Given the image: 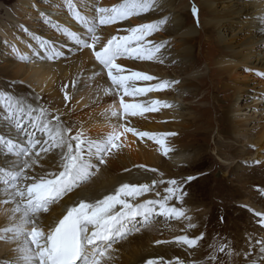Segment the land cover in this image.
I'll use <instances>...</instances> for the list:
<instances>
[{"label": "bare ground", "instance_id": "6f19581e", "mask_svg": "<svg viewBox=\"0 0 264 264\" xmlns=\"http://www.w3.org/2000/svg\"><path fill=\"white\" fill-rule=\"evenodd\" d=\"M18 1L19 3L15 7L3 6L1 9L4 10L6 22L9 21L16 29L24 30L23 33L27 34L26 40L28 41L25 43L14 42L13 55H1L0 57V60L2 59L0 75L4 77L0 79V135L5 140L11 139L14 144L25 142L26 137L16 131L14 122L7 119L10 111H17L20 107L24 109L21 119L27 122L29 130L35 132L37 139L43 138V133L32 128L31 121L36 119L37 123L40 122L42 118L39 110L41 108L45 110L48 119L59 114L63 122L70 124L73 129L70 135L82 132L87 139L101 143L113 132L114 128L122 133L117 140L119 147L107 154L104 164H99L95 157L91 158L92 162L98 165V170L96 167L90 169L92 175L83 182L82 187L67 194L59 202L49 205L48 210L40 214L43 225L62 218L67 206L71 205L73 200L102 198L104 195L114 192L122 183L152 186V191L138 196L135 200L129 198L132 203L161 200L166 195L164 188L168 185L165 183L157 187L152 184L154 179H163L164 181L175 179L187 172L174 171L180 169L179 166L192 168L203 162L202 157L206 155V147L202 145L188 146V150L185 145H180L184 141V138H181L182 132L191 123L190 114H185L184 110L177 112L172 107L174 99L171 102L170 98H166L168 94L174 92L172 85L176 80L164 78V70L174 71L178 65L185 67L190 63L194 43L199 44L201 48L206 45L200 40V35L194 36L197 29L186 27V23L181 17L182 14L176 12L177 7L180 5L183 7L185 4H181L182 0H163V2L155 0L152 5L149 4L147 12L140 11L137 14L136 10H133V14L125 20L107 25L99 24L96 9H110L122 4L131 6L141 2L147 3L150 0H36L37 10H39L38 18L32 20L29 18L34 15L26 14V18L20 19L18 23L14 24L11 21L17 18L16 15L25 8L26 3L31 2V0ZM198 2L200 14H207L205 26L211 32L216 31L219 36L218 42H214L213 38L209 39L214 43L216 50L221 53L218 57L215 56L217 57L215 62L220 72L225 73L224 77L219 78V80L225 81L222 89L225 92L230 91L233 98L232 106L228 107L226 114L219 120V127L223 129L225 126L226 137L229 136L235 141L234 144L237 147L235 146L233 155H245L247 148L253 145L256 147L257 156L264 159V154L260 153L264 152V100H262L264 99V0H198ZM95 3H97L96 9L93 8ZM45 11H47L46 14L51 13L54 16L55 22L44 16ZM77 12L83 20L88 21L87 25L76 19ZM95 15L97 16L96 24H93L92 18L94 19ZM6 22L0 23V34L8 37L10 23ZM150 22L156 24V30L140 43L145 48L152 50L149 53L152 58L133 59L126 54L116 61L125 69L123 74L136 71L154 77L151 81L142 79H135L134 83L132 79L127 81L126 87L133 93L127 96L124 95L123 89H120L117 94L111 93L114 85L108 79L106 70L101 71L100 66L92 57V50L75 45L67 35L70 32L87 35L89 34L88 25L94 27V31L100 34L96 45L99 49L112 36L130 35L131 28ZM34 26L35 28H33ZM224 29L228 30L227 36L222 33ZM211 32L207 35L208 37L213 36ZM244 35L247 37L241 39ZM81 38L91 42L90 38ZM40 39L50 42L47 55H52L53 59L46 58L39 46ZM166 40L168 42L164 43ZM148 41L151 43L149 44ZM131 46L136 47L137 45L133 43ZM56 52H61L62 55L55 56ZM41 56H45V58L41 59ZM26 59L28 60L26 61ZM26 62H29V65ZM249 72H252L250 73L253 75L252 78H250ZM20 79L29 80L28 82L32 86L35 84L37 91L42 90L43 84L51 85L49 88L45 87L43 93V99L46 98L47 101L40 99L39 95L24 85L14 83ZM73 81L75 84L72 83ZM165 81L168 82V86L163 90L140 94L134 92L135 89L150 88L154 84ZM60 82L72 87L69 90L73 92L74 96H72L73 94L68 96L72 97V107L64 104L66 99L57 89ZM133 87L135 89H132ZM227 88L228 90H225ZM243 95L251 96V100L245 104L244 108H241L238 101ZM150 96L155 97L152 102L158 100L168 106L158 107L156 111L138 112L136 116L122 118L119 115L122 113L119 103L121 97L126 103H139L144 107L151 108L152 103L144 104L147 98H151ZM46 103H50L52 108H46ZM171 103L173 104L171 105ZM6 105H11V109ZM246 107H253V114L240 118L242 115L240 113L246 110ZM29 110H31L30 115ZM113 112H117L118 115L113 116ZM258 121L262 122L257 125ZM53 123L55 122L53 121ZM120 125L134 127L137 132L175 133V135L163 137L164 147L169 149L165 154L164 147L161 145L156 144L148 137L124 132L123 128L119 127ZM253 128L258 129L257 134L250 133L249 130H253ZM185 136L195 140L191 135L186 134ZM73 144H75L74 141ZM38 148L39 145H37ZM15 151L14 149L12 152H8L6 145L0 144V264H17L20 260L18 247L22 242L16 239L13 232L6 231L12 227L15 218L20 215L12 211L20 199L19 197H16L15 200L12 199L11 194L15 191L12 185L20 187L23 183L13 179L19 170ZM94 151L95 148H93ZM247 157H245L248 159L247 161L252 158V156ZM243 167L244 165L237 163L230 167L232 173L230 175L234 177L233 180L242 174L240 172L245 170ZM36 168L39 170V164L36 165ZM153 169L155 171H152ZM54 170L49 164L44 165L43 171ZM29 174L34 175L33 172ZM244 177L239 178L236 182L230 178L229 191L240 197L241 200H238L237 203L248 211L252 221L257 225L258 217L254 213H264V194L256 193ZM184 185L187 186V183ZM186 193L182 203H177L175 200L168 202L169 206L182 208L185 217L177 220L174 217L157 215L159 206L154 205L148 226H144L143 217H137L134 223L140 230L136 231L129 226L124 235L116 240L109 252L106 253L108 264H145L149 259L158 262L163 260L164 264H177V261L182 264H197L202 259L203 241L210 239L206 236L208 232L206 226L210 225L208 221L210 211L209 208L202 207L203 204L197 203L198 191L192 189L191 192L187 191ZM189 222L196 227L188 228ZM233 229L241 232L239 234L241 245H230V253L237 254L234 264H248L249 260L253 258L258 262L264 261V256L260 255L261 246L257 243V241H264V227L260 226L259 234L253 230L249 232L251 228L242 222L236 223ZM201 233H203V238L198 240L194 248L176 243L177 236L186 235L192 238L200 236ZM157 241H161V243H157ZM213 253L215 254L214 251Z\"/></svg>", "mask_w": 264, "mask_h": 264}, {"label": "snow or ice", "instance_id": "6c2138e0", "mask_svg": "<svg viewBox=\"0 0 264 264\" xmlns=\"http://www.w3.org/2000/svg\"><path fill=\"white\" fill-rule=\"evenodd\" d=\"M71 7V5H70ZM136 10L147 12L149 5L147 3L133 4L131 6L122 4L112 8H98L96 12L100 25L116 24L118 21L125 20ZM194 18H197L198 9H191ZM76 19L82 21L85 25L88 21L83 20L80 14L76 13ZM94 27H88V33H94ZM156 30V24H140L138 27L131 28L130 35L112 36L99 49L95 35H92L91 42L81 38L75 32L67 33L68 37L81 48L91 49L92 57L100 66L101 71L107 72L111 84L117 86V90L123 89L125 96L133 94L126 87L127 81L131 79H142L151 81L154 79L151 75L133 71L131 75H123L125 71L116 61L119 57L126 54L133 59H151L150 48H145L140 42L145 37L150 36ZM49 41L40 39V48L45 53L47 59L54 57L47 55L49 52ZM135 43L137 46L132 47ZM150 44L151 41H148ZM54 47V45H53ZM39 55V53H37ZM61 52H56L55 56H61ZM45 56H41L44 59ZM168 86V82H162L152 85L150 88L135 89V94L150 91L163 90ZM67 87V86H65ZM38 99V98H37ZM65 99H68L65 94ZM120 108L122 113L119 115L123 118L126 116H136L138 112L156 111L158 107H167L160 101H153L151 108L144 107L139 103H126L121 97ZM11 109V105H6ZM40 122L36 119L31 121L32 128L38 129L43 133V138H35V132L30 131L27 122L21 119V113L24 112L22 107L17 111H10L7 119L14 122L16 131L26 137L23 144H14L11 139L5 140L0 135V144L7 147L8 152L14 149L15 156L18 159V171L13 179L22 181V186L12 187L15 191L11 194L12 199L19 197L13 213L20 215L15 218L11 228L6 229L13 232L17 240L22 243L18 247L20 260L17 264H108L106 253L112 248L118 238L124 235L125 230L131 226L136 231L134 221L137 217H143L144 226H148L149 218L154 211V205L159 206L157 215L174 217L179 220L185 217L182 208L169 206L168 202L175 200L182 203L187 193L184 191V184L190 182L193 178L188 177L186 181L171 179H154L152 184L157 187L163 184L168 186L164 188L166 195L161 200H146L143 203H132L138 196L153 190L148 184H129L122 183L114 192L104 195L102 198L88 200L86 198H77L71 205L67 206L62 218L53 220L47 225H43L40 214L46 212L49 205L59 202L67 194L75 189L82 187L83 182L87 181L92 173L91 168L98 165L92 162L95 157L99 164H104L105 157L113 149L118 148L117 140L122 134L118 129L113 130L105 141L96 143L84 137L82 132L70 135L73 129L70 124L61 120L59 114L53 115L51 119L47 118L45 110H40ZM31 110H29L30 115ZM66 114V113H65ZM117 116V112L112 113ZM53 121L55 123H53ZM42 125V126H41ZM124 132H132L133 135L148 137L156 144L165 146L164 136L175 135V133L154 134L149 132H137L134 127H124ZM73 141L75 144H73ZM37 145L39 148L37 149ZM93 148L95 151L93 152ZM169 151L164 147L165 154ZM58 158V159H57ZM49 164L54 171H43L44 165ZM40 168L37 170L36 165ZM143 167V166H141ZM152 171H155L153 169ZM33 172L34 175L29 173ZM30 181V182H29ZM157 195L159 193L157 192ZM259 220L260 226L264 227V213H254ZM222 219V218H221ZM188 228H194L196 225L189 222ZM46 228V230H45ZM200 236L189 238L186 235H180L175 238L179 245H186L188 248H194ZM161 243V241H157ZM260 244V255L264 256V241H257ZM254 250V249H253ZM220 251H224L221 247ZM214 259V257H210ZM145 264H164L163 260L149 259ZM177 264L182 262L177 261ZM248 264H264V261H257L255 258L249 260Z\"/></svg>", "mask_w": 264, "mask_h": 264}, {"label": "rangeland", "instance_id": "374dc122", "mask_svg": "<svg viewBox=\"0 0 264 264\" xmlns=\"http://www.w3.org/2000/svg\"><path fill=\"white\" fill-rule=\"evenodd\" d=\"M37 1L31 0V2L29 1L28 3H26L25 8L20 13L18 12V14L16 15L17 18H15L11 22L14 24L15 22L18 23L20 19L22 20L26 18V14L34 15L29 19H37L39 14V10H37L36 6ZM161 1L163 2V0ZM154 2L155 0H150V2H147V4L152 5ZM0 3L1 23L6 22V17H4L5 15L3 14L4 10H1L2 7H15L19 3V1L0 0ZM183 3H185L187 6ZM96 4L97 3H95L93 6L94 9H96L97 7L95 6ZM181 4H183V7L185 5V7L183 8L181 7L182 5H180L179 7H177V9L175 8L176 12H178V14H182L181 17L186 23V27H195L197 29L194 36L200 35V40L206 45L202 46L201 48L199 44L194 43L192 56L189 61L190 63L185 65V67H181L180 65H178L176 69H174V71L166 70V72L164 70V78L172 81L176 80L175 84L172 85L174 92L172 94H168L166 98H170V100H172L171 102H173L174 99V105H172L173 103H171V105L177 112L184 110L185 114H190L189 118H191V123L189 124V127L182 132L183 136H181V138H184V141L180 145H185V148L187 147L186 149L188 150L190 146L196 147L202 145L203 147H206L207 150L206 155L202 157L203 162L201 164H197L192 168L179 166L180 169L174 170L176 172L183 173L187 171L186 174L177 176L175 179L186 181L188 177H192L193 179L190 182H186L187 186L184 185V191L191 192L192 189L198 191L197 203L203 204L201 206L206 207L207 209L209 208L208 210L210 211V218H208L210 225L206 226L205 223L206 231H208L206 233V236L210 239L208 241H203L202 247L204 248V251L201 254L202 259L199 260L197 264H234L237 260V254L230 253V245H241V241H239V234L241 232L235 231V229H233V226L238 222H242L251 228L249 232L253 230L256 231L257 234H259V230L261 229L259 220H256L257 225H255L248 211L237 203L238 200H241L240 197L234 195L233 193V195L230 193V180L234 179V177L230 175L232 174L230 172V167L236 163L239 165H244L243 168L245 170L240 172L242 174L244 173V175L241 174L239 177H236L233 182H236L239 178H243L245 176L244 178L250 184L249 186H252L256 193L258 192V194H264V159L257 156L258 153L255 151L256 147L253 145H250L247 148V153L245 155H233L234 149L237 147L236 144H234L235 141L229 136L226 137V132L224 129L225 126L223 129L219 127L220 118H223V116L226 114V110L228 109V107H231L233 103L232 93L230 91L225 92L222 89L225 81L219 80L220 77L225 76V73L220 72L217 63L215 62L216 58L221 53L216 50L214 43L209 39L213 38L214 42H218L219 36H217L216 31L211 32V30L205 26V22L207 21V14H200L198 0H182ZM193 7H196L198 9V24L197 18H194L191 12V9ZM46 13L47 11H45L44 16H46L48 20L50 19V21L55 22L54 16L51 13H49L50 15ZM164 13L166 14V12ZM95 19H97L96 15L94 19L92 18V21H94L93 24H96ZM6 23L10 22L7 21ZM9 28V32L7 33V35H9L8 37L0 34V57L1 55H13L12 48L14 42L18 41V43H25L28 41L26 40V38L28 37L27 34L23 33L24 30L21 31V29H16V27H14V25H12L11 23ZM33 28H35V26ZM210 32L213 34L212 37L207 36L208 34H210ZM222 33L227 36L228 30L224 29L222 30ZM39 34L41 35L42 33L40 32ZM241 34L243 35L244 33ZM78 35L90 39L92 35H95L97 39L100 38V34L95 31L94 33L87 34L88 36L84 35L83 33H79ZM245 37H247V35L242 36L241 39H244ZM166 42L168 41H164V43ZM197 57L200 59L199 61ZM1 60L0 65L2 63ZM27 60L28 59H26V61ZM26 64L29 65V62H26ZM250 73L252 72L248 73L250 75V78H252L253 75ZM123 75L130 76L131 73ZM1 77L3 76L0 75V79H2ZM78 80H80V78H78ZM134 80L135 79H132L133 83ZM28 81L29 80L23 81L20 79L19 81H14V83L16 85H24L26 88L32 90V92L39 95L40 99H43L45 87L49 88V86H51L49 84V86H45V84H43V91H37L36 85L34 84V86H32ZM72 83L75 84L74 81ZM187 83H190L191 85ZM62 85V82L58 83L57 89L62 93L61 95L63 97H65V94H67V96H69V94H73V92L69 90L72 88H70L71 85H69V87L68 85ZM112 88L113 90L111 93H119L118 91L120 89L117 90V86H112ZM132 89H135V87H133ZM225 90H228V88ZM72 96H74V94ZM172 96L175 98H173ZM150 97L151 98H147L146 103H144L145 105H149L150 103H152V100L155 98L152 96ZM43 100L45 101L46 98H44ZM250 100L251 96L243 95L242 98L240 97L238 105L241 108H244L245 104L249 103ZM64 104L65 106L72 107V97H68ZM45 105L46 108H52L50 103H46ZM252 109L253 107H246V110H243L240 113L242 114L240 118H245L253 114ZM254 116H257V114H254ZM261 122L262 121H258L257 125ZM257 130V128H253V130L249 131L250 133L252 132L253 134H257ZM186 134L191 135L195 140L191 139V137L185 136ZM173 146L175 149H177L175 144H173ZM260 153L264 154V152ZM246 156H248L247 158H249V156H252L250 161H247L248 159L245 158ZM221 247L224 248V251H220ZM213 251L215 252V254L213 253ZM210 257H214V259L212 260L210 259Z\"/></svg>", "mask_w": 264, "mask_h": 264}]
</instances>
